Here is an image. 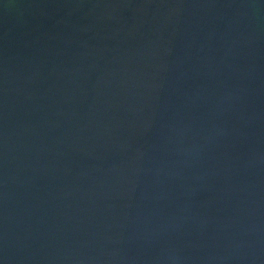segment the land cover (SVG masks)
Wrapping results in <instances>:
<instances>
[{"label": "water", "instance_id": "95a60500", "mask_svg": "<svg viewBox=\"0 0 264 264\" xmlns=\"http://www.w3.org/2000/svg\"><path fill=\"white\" fill-rule=\"evenodd\" d=\"M0 264H264V0H0Z\"/></svg>", "mask_w": 264, "mask_h": 264}]
</instances>
